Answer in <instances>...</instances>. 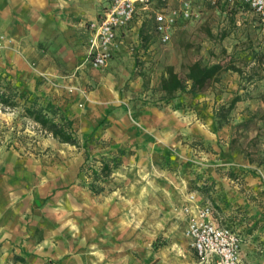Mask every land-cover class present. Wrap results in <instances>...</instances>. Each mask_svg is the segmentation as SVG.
<instances>
[{"label":"rangeland","instance_id":"1","mask_svg":"<svg viewBox=\"0 0 264 264\" xmlns=\"http://www.w3.org/2000/svg\"><path fill=\"white\" fill-rule=\"evenodd\" d=\"M152 27L100 69L85 62L82 34L53 48L0 33V97L15 102H0V169L31 166L20 210L0 219L11 226L0 264H201L186 208L205 204L242 236V264H264V24L205 4L168 44ZM195 63L228 70L161 101L169 72L185 78ZM49 105L78 145L26 112Z\"/></svg>","mask_w":264,"mask_h":264},{"label":"built area","instance_id":"2","mask_svg":"<svg viewBox=\"0 0 264 264\" xmlns=\"http://www.w3.org/2000/svg\"><path fill=\"white\" fill-rule=\"evenodd\" d=\"M205 4L251 12L264 24V0H107L100 16L87 24L85 62L94 69L108 65L126 42L123 36L135 28L153 24L161 44H168L179 22L199 18ZM191 213L189 208H186ZM212 204L196 208L187 237L201 264H242V236L219 220Z\"/></svg>","mask_w":264,"mask_h":264},{"label":"crops","instance_id":"3","mask_svg":"<svg viewBox=\"0 0 264 264\" xmlns=\"http://www.w3.org/2000/svg\"><path fill=\"white\" fill-rule=\"evenodd\" d=\"M106 5L107 0H0V33L5 32L20 43H53V48L60 44L68 45L72 38L78 44V37L82 34L85 60L89 39L86 26L100 16ZM135 30L139 29L135 28L133 32ZM132 33L123 36L126 45L115 53L112 60L126 50ZM30 168L29 161L16 158L7 161L0 169V219L4 213L7 217L6 213L10 212L11 216V212L20 210L22 197L16 199L19 196L17 189L23 185ZM39 170L40 167L38 170L33 169V178L37 177L41 183ZM42 172L45 175V171ZM194 214L196 209L188 214L189 218ZM12 216L14 217L13 214ZM6 222L0 220V233L3 235L11 227Z\"/></svg>","mask_w":264,"mask_h":264},{"label":"trees","instance_id":"4","mask_svg":"<svg viewBox=\"0 0 264 264\" xmlns=\"http://www.w3.org/2000/svg\"><path fill=\"white\" fill-rule=\"evenodd\" d=\"M146 27L147 26L144 25L141 28V35L146 31ZM227 70L228 68L221 64L203 66L200 63H195L189 67L188 74L185 78L170 71L168 78L163 79L159 87V91L162 95L161 101L169 103L171 100L175 99L178 94H195L203 92L210 87L212 83L218 82L222 74ZM235 101H237V99L234 100L233 104ZM0 102L9 107L15 106V102H13L8 95L0 97ZM233 104L231 106H233ZM26 112L35 122L39 123L48 133L52 134L53 137L60 142L78 145L73 128V121L62 113L58 115L55 111V106L49 105L46 108H36L32 106L27 108ZM94 191L98 192V190Z\"/></svg>","mask_w":264,"mask_h":264}]
</instances>
